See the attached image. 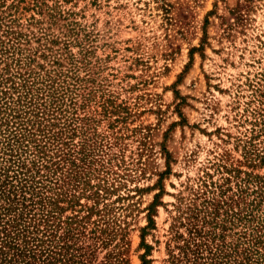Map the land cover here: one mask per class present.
<instances>
[{
	"label": "rangeland",
	"instance_id": "rangeland-1",
	"mask_svg": "<svg viewBox=\"0 0 264 264\" xmlns=\"http://www.w3.org/2000/svg\"><path fill=\"white\" fill-rule=\"evenodd\" d=\"M52 133L57 146L38 150ZM37 154L59 189L39 180L21 200L0 186L27 258L51 247L74 264H167L171 236L187 237L175 207L204 190L220 228L194 220L197 263L250 249L264 264V245L243 244L264 227V0H0V179L15 158L40 168ZM31 199L53 212L41 219Z\"/></svg>",
	"mask_w": 264,
	"mask_h": 264
},
{
	"label": "trees",
	"instance_id": "trees-1",
	"mask_svg": "<svg viewBox=\"0 0 264 264\" xmlns=\"http://www.w3.org/2000/svg\"><path fill=\"white\" fill-rule=\"evenodd\" d=\"M24 81V80H23ZM24 86V83L23 85ZM15 88H12V90H14ZM20 97L23 98V100H27V104H30L31 101V94L29 95V97L27 96V93L24 92L23 94L19 95ZM19 98V97H18ZM41 106V105H40ZM42 114V112H41ZM11 119H17L18 116L16 115H10ZM35 118L39 117L37 116V114L34 115ZM39 119V118H37ZM41 120H43L42 118H40ZM38 121V120H37ZM37 124H40V122H37ZM42 130H37V132H40ZM258 132H262V128L258 131ZM57 134V133H56ZM56 134L52 133L49 134L47 136H45L44 138H42L40 140V142H43L41 147L38 148V150H41V148H46V144L50 143L51 145L53 143H56L57 146L58 141L56 139ZM8 141H12L15 144H17V146H21L22 143L21 139H19L16 135L11 136L8 133ZM38 153V152H37ZM10 156V155H9ZM37 160L40 162L39 166L40 168H36V169H30L28 167L25 168V163L23 160H21L20 158H15L12 159L14 167L13 169H11L12 171V176H7L8 174H6L7 170L3 171V179H0V186L4 187L6 185H8V188H12L13 192L16 191L15 188H17L19 190V192H21V200H25V193L29 192V196L32 197V193L34 192L33 187H31V184L33 183H37L36 181L39 180H45L48 183L52 184L53 186H56L55 188L59 189V184L58 182L61 181L60 178H56L55 172L57 170H60L59 168L55 167L53 170L50 169V166H47V161L46 160V156L43 154L42 156H39L38 154L36 155ZM31 161V160H30ZM29 164H31L30 166L34 167L35 164L33 161L30 162ZM51 165H53L51 163ZM27 166V165H26ZM43 169L46 170L47 173H44L43 175H39V170ZM1 174V171H0ZM54 177V178H53ZM43 178V179H42ZM11 180H14L18 185H14L13 182H11ZM53 181V182H52ZM223 182L227 183L228 180L227 179H223ZM28 185V186H27ZM221 186V185H219ZM218 186V191L219 194H222L220 192V187ZM205 188V186H204ZM3 191L5 193L11 194L12 192H10V190H4V188H2ZM202 192H205L204 190ZM202 192H198L196 191L195 195H199V196H195L193 198V200L189 201L187 205H185L184 209L182 210V208L180 209V207H175V209L179 212V217L181 216V219L179 221H177V226H183L185 227V230L187 232V237H183L182 235L178 234L176 231L174 232V234L171 236V240L175 243L173 246H171V253L169 254V259L167 260V264H198L197 260L200 259V257L198 256L199 252H197L199 245L196 244V241H198L200 238V230L198 228H196L195 224H194V220H198L201 221V224L203 225H208L210 226V229L213 230L214 228H220V225H218L216 222H214V219L217 217L218 214V202L217 200L213 197L214 192H206L207 194H210V196H205L206 193H202ZM3 193V192H2ZM263 193H264V189L260 190L259 193H257L256 195V199H257V205L262 201L261 198H263ZM56 197L61 195L59 193H55L54 194ZM200 199V203L199 206L197 207V205H195V201L197 199ZM47 204L50 203H54L56 200L55 198H47ZM229 202H223V205L225 207H231L230 203H232V201H230V199H228ZM264 201V200H263ZM31 205H38V212L39 211H43L45 214H41V219H45L48 217V214L50 212H53L52 210H46V206L44 204H42V200L39 199V201H37V203H33V200H30ZM53 205V204H51ZM20 206L22 207V204H20ZM33 206H31V209H33ZM53 209V208H52ZM5 211L8 212V209H5ZM32 211V210H30ZM231 212V217L237 218L239 220H243V218H239V213L240 212H233L232 210H230ZM34 214H32L31 218L34 219ZM21 217V216H20ZM178 217V218H179ZM9 228L11 230H9ZM260 228V227H259ZM252 229V234L250 235V231L247 235L248 239H245L243 244L249 243L251 244V246H256V245H264V227L261 226L260 230H258V226L257 228ZM15 230V225H14V218L10 219V221L6 220L5 222H1V218H0V264H29L30 262L27 261L29 259V257L32 260V262L30 264H35V262H40V264H68V262H70V264H74V262L72 261L71 258L73 257H80L81 255H75V254H67L65 253V251H63V253H60V250L62 248H58L57 252L52 251L53 248L48 247L46 249H43L39 252V259L36 260L33 258V256H27L29 253L32 254L31 252V248H26L27 244H29V240H27V234L30 233L28 232L26 227H22V229H17L16 233L12 232ZM43 234V233H42ZM22 237L23 241L21 243L22 248H20V245H18L16 242V238L18 237ZM43 236V235H42ZM245 238V236H243ZM30 241H35L34 238H31ZM31 247H36V245H32ZM9 249L11 248L13 251V254H11V256L8 258V254L6 252L3 251V249ZM76 251L78 249H75ZM176 251V253H174L173 251ZM250 249H244L243 252L241 253L242 258L241 261H239V264H248L249 262V257L247 256L250 253ZM213 255V253H212ZM57 256L58 260H54L53 257ZM17 259V260H15ZM14 262V263H13Z\"/></svg>",
	"mask_w": 264,
	"mask_h": 264
}]
</instances>
